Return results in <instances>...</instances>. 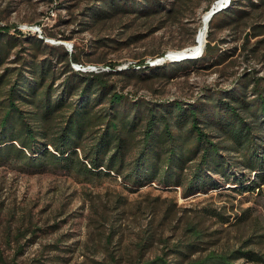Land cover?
I'll return each instance as SVG.
<instances>
[{"label": "trees", "instance_id": "trees-1", "mask_svg": "<svg viewBox=\"0 0 264 264\" xmlns=\"http://www.w3.org/2000/svg\"><path fill=\"white\" fill-rule=\"evenodd\" d=\"M96 5L93 18L118 12L144 19L160 15L158 30L167 21L180 30L197 12L196 0H99ZM209 9L205 5L200 12ZM252 11L247 28L253 32L246 41L264 36V0H231L211 17L201 57L181 61L183 69L164 71L166 80L191 67L220 64L223 56L210 33L219 20L222 27L236 28ZM10 30L0 26V166L27 173L61 170L88 180L119 178L129 192L155 186L181 189L184 198L227 190L264 199V75L243 72L229 89L203 91L191 102L146 100L117 87L114 79L127 71L110 63L108 71H75L72 64H84L77 53ZM195 34L194 29L175 48L193 45ZM185 231L187 250L205 242L197 224ZM251 243L247 239L186 264H264V252L250 249ZM169 255L138 264H170Z\"/></svg>", "mask_w": 264, "mask_h": 264}, {"label": "rangeland", "instance_id": "rangeland-1", "mask_svg": "<svg viewBox=\"0 0 264 264\" xmlns=\"http://www.w3.org/2000/svg\"><path fill=\"white\" fill-rule=\"evenodd\" d=\"M97 1L0 0V26H10L11 34L18 30L62 45L77 53L83 65L108 71L110 63L117 71H127L114 79L117 87L146 100L191 102L203 91L229 89L243 72L264 75V41L257 43L264 36L246 41L253 32L248 22L256 12L234 29L222 27L224 21L219 20L212 30L210 37L223 56L220 64L191 67L166 80L164 71L184 68L183 60L166 56L185 49L175 47L194 29L197 34L204 14L200 9L216 0H196L194 20L180 30L168 21L158 30L160 15L144 19L118 12L93 18ZM202 52L189 59L200 58ZM162 64L168 65L165 70ZM181 194V189L155 186L129 192L119 178L88 180L61 170L27 173L0 166V264H138L165 254H170V264H186L247 239L253 241L250 249L264 252L261 196L227 190L188 198ZM191 223L202 230L205 242L189 251L185 228Z\"/></svg>", "mask_w": 264, "mask_h": 264}, {"label": "bare ground", "instance_id": "bare-ground-1", "mask_svg": "<svg viewBox=\"0 0 264 264\" xmlns=\"http://www.w3.org/2000/svg\"><path fill=\"white\" fill-rule=\"evenodd\" d=\"M228 0H216L214 3H213V8L212 9H215L216 7L218 6H221V5H224L226 4ZM231 1V0H230ZM230 4V3H229ZM228 4V5H229ZM227 5V6H228ZM211 8V7H210ZM207 13L205 12L202 16V19H201V26H200V29L198 30L197 34H196V37H195V42L193 45L189 46L188 49L184 52L186 53H194V52H197L198 50H200L201 48H204V45H205V42H206V33H207V29H208V24H209V21L210 20H207V18H205V15ZM183 51H170L169 54L171 55H179L181 54ZM165 60H172V61H178V60H173L169 57H166ZM76 69V68H75ZM82 71V70H80Z\"/></svg>", "mask_w": 264, "mask_h": 264}, {"label": "water", "instance_id": "water-1", "mask_svg": "<svg viewBox=\"0 0 264 264\" xmlns=\"http://www.w3.org/2000/svg\"><path fill=\"white\" fill-rule=\"evenodd\" d=\"M230 3V0H228L227 2H226V4H224V5H221V6H218V7H216L215 9H212L213 8V5L211 6V8L206 12L207 14L205 15V18H207V20H210L211 19V17L215 14V13H217L218 11H220V10H222V9H224V8H226L227 7V5ZM188 48H185L184 50H182L183 52L181 53V54H179V55H167L166 57H169V58H171V59H173V60H185V59H189V58H194V57H196L198 54H200L202 51H203V48H201L200 50H198L197 52H194V53H191V54H189V53H186V52H184V51H186Z\"/></svg>", "mask_w": 264, "mask_h": 264}, {"label": "built area", "instance_id": "built-area-1", "mask_svg": "<svg viewBox=\"0 0 264 264\" xmlns=\"http://www.w3.org/2000/svg\"><path fill=\"white\" fill-rule=\"evenodd\" d=\"M74 67L76 70H82L83 72L85 71H98L100 70H107V67H98V66H86L82 64H74Z\"/></svg>", "mask_w": 264, "mask_h": 264}]
</instances>
